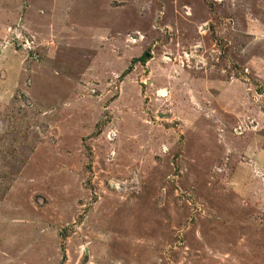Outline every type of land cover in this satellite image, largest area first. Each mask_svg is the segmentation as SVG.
Masks as SVG:
<instances>
[{"label": "rangeland", "instance_id": "374dc122", "mask_svg": "<svg viewBox=\"0 0 264 264\" xmlns=\"http://www.w3.org/2000/svg\"><path fill=\"white\" fill-rule=\"evenodd\" d=\"M80 1L0 0V264H264V0Z\"/></svg>", "mask_w": 264, "mask_h": 264}, {"label": "crops", "instance_id": "0c3cea01", "mask_svg": "<svg viewBox=\"0 0 264 264\" xmlns=\"http://www.w3.org/2000/svg\"><path fill=\"white\" fill-rule=\"evenodd\" d=\"M113 1L114 0H106V2H103L101 5H97V3H95V5H93V1L90 0V5H88L86 7V9H88V11H89V13L86 15L87 17L82 16L83 15V13H82L83 9L81 7H84L83 6V1L79 2L80 5L78 4V6H80V7H77V9L79 11H78V14H76V15L78 17H80V18L83 17L84 21H85V19H87V21H88V24L86 25V31L80 32V34L82 35V38H84V41L81 42L82 47L93 45V42L86 41L89 38V36H91V40L93 38H97V39L102 38L103 37L102 35H105V32L109 31L108 29H111L112 31L115 30L116 33H117V38L115 37V41H112L110 43L112 45V47L114 45L118 44V42L120 40H122V35H123L124 32H120V31H121V27H123V25H124L123 23H125V22L129 23L130 22V26H131L132 25V21L129 18L127 20L126 19H122V15L119 14V10L122 7L121 2L122 3H124V2L120 1V4L114 5V4H112ZM53 3L56 4L58 2L57 1H53L51 4L54 5ZM183 3H184L183 6L187 7V9H188V11H185L184 15L188 16L187 15V12H188V13H190L188 17H194L193 20H191V24L194 26V24L196 25V23H199V22L196 21V17H197L196 14H195V13H197L196 6L201 5V8L203 9V11L205 10V6L199 0H194V1H192V0H183ZM66 4H68V1L66 2ZM74 6H76V5H74ZM72 7H73V5H71L70 9ZM114 7H116V8H114ZM164 7H166V5ZM97 8L99 10L101 8L102 10L105 11L104 16L98 14V11L96 10ZM127 8H129L128 4H127ZM136 8L138 10L137 5H136ZM148 17H149L150 20L148 18H146L145 20L147 22H149L148 23V27H149V24L153 21V16L151 14ZM112 20L116 21V24ZM166 22H167V20L164 23H166ZM87 26H89V27L93 26V28L91 27V29H88ZM136 26H138V25L135 24V27ZM149 33H150V35L153 34L154 30L151 28ZM76 44H78V43H76Z\"/></svg>", "mask_w": 264, "mask_h": 264}, {"label": "built area", "instance_id": "2783aa9c", "mask_svg": "<svg viewBox=\"0 0 264 264\" xmlns=\"http://www.w3.org/2000/svg\"><path fill=\"white\" fill-rule=\"evenodd\" d=\"M129 37H131V38H135V37H133V36H131V35H130ZM26 46H27V49H28V50H32L29 41H26ZM33 48H34V47H33Z\"/></svg>", "mask_w": 264, "mask_h": 264}, {"label": "trees", "instance_id": "16d2710c", "mask_svg": "<svg viewBox=\"0 0 264 264\" xmlns=\"http://www.w3.org/2000/svg\"><path fill=\"white\" fill-rule=\"evenodd\" d=\"M140 59H143V56H141Z\"/></svg>", "mask_w": 264, "mask_h": 264}]
</instances>
